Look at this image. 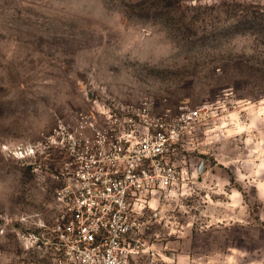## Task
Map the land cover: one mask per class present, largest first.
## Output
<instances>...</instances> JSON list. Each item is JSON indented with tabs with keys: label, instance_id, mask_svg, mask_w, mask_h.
<instances>
[{
	"label": "rangeland",
	"instance_id": "rangeland-1",
	"mask_svg": "<svg viewBox=\"0 0 264 264\" xmlns=\"http://www.w3.org/2000/svg\"><path fill=\"white\" fill-rule=\"evenodd\" d=\"M132 2L133 0H127L125 8L127 9V3ZM135 4V10L143 12L148 18L132 17L127 34L122 35L125 51L136 49L133 59L137 62H145L149 60L151 53V65L176 71L182 61L162 65L159 63L160 59L170 56L174 49L190 54L196 58L195 71L211 77L212 88L208 92V103L217 101L225 103L223 89L215 93L214 98L212 92L217 86L216 77L224 73L223 64L227 62L229 64L227 83L231 85L238 102L236 106L225 103L226 113L234 124L230 127L229 134L244 133L249 124L255 125L264 120V105L254 106L255 101L252 104L247 102L249 87L258 82L261 75L250 73L249 66L264 68V27H262L264 4L256 0H249L246 3H242L241 0H211V2L135 0ZM247 21L255 23L256 28L237 32L227 41H220L218 47L206 41V37L212 33L222 32L236 25H241V29L251 27L244 25ZM113 22L109 21V23ZM13 45L15 58L3 66L4 74L0 76V93H4L6 97L15 99L18 95L17 90L28 93L29 99L39 93V97L46 102L41 105V109L44 110L46 105L61 106L60 100L63 97L60 93L68 89L67 94L71 99L64 102L71 109V117L77 111L83 110L87 102L81 104L79 101V96L83 95L79 91L82 86H87L85 91L96 96H104L106 92L108 96L130 102L144 98L145 83L137 79L131 68H121L119 73V78L128 81V85L105 87L108 82L105 78L117 76L111 71L112 67H120V65L110 58H105L106 45L102 36L43 19L42 13L27 7L25 0H0V54ZM249 53L253 55L250 57ZM221 55L231 59L220 60ZM237 61L240 62L239 66H236ZM192 67L193 65H189V70H192ZM217 68L220 69L219 73L216 72ZM150 83L154 88L148 98L155 101L158 111L162 107L163 100L167 101L174 113L185 109L184 103L188 98L183 93L172 94L181 83L179 78H170L166 81L152 79ZM88 98L90 99L91 95ZM67 114V112H57L62 121ZM218 142L221 143L220 140ZM47 163L48 161L21 165L22 168L30 167L32 171V180L24 185L28 191L19 203L0 201V206L3 207L0 211V229L3 230V237H0V241H3L0 243V264H45L46 262L43 252L27 249L18 233L33 231L36 223L51 224L54 220L52 202L54 183L36 171L39 165L42 168L44 165L48 167ZM20 177L21 174L17 173V178ZM200 195L205 196L207 203L199 208H193L191 214L185 209L191 207L192 198L183 197L171 201V204L162 210V215L167 218V231L182 230V233L184 225L189 221L193 234L198 232L199 220L196 217L206 220L210 225L206 233L207 241H193L189 244L185 241L186 234H182V238H170L169 247L178 250L180 264H225L224 245L228 244L232 237L228 235L227 229L221 233L216 228L221 220H226L225 211L217 209V220H215V211L209 208L208 187L207 193L202 191ZM245 210L253 218L256 227L258 219L256 206L250 205ZM233 243L236 241L233 240ZM243 243L241 239L237 246ZM248 250L253 252L255 248L251 247ZM261 258L264 256L260 253L253 257L256 260Z\"/></svg>",
	"mask_w": 264,
	"mask_h": 264
},
{
	"label": "built area",
	"instance_id": "built-area-1",
	"mask_svg": "<svg viewBox=\"0 0 264 264\" xmlns=\"http://www.w3.org/2000/svg\"><path fill=\"white\" fill-rule=\"evenodd\" d=\"M86 101L70 122L53 131V135L65 134L57 136L65 141L64 150L54 153L59 159L51 157L46 169L40 165L36 169L54 183L53 204L63 199L69 207L62 212L53 208L51 224L36 223L33 231H19L18 236L27 249L43 252L45 264H180L178 250L170 248L168 241L182 238V230L167 231L162 210L183 198L177 192V185L187 183L181 160L188 162L183 168L188 176L195 172L196 181L206 173V162L193 163L190 154H200L193 151L199 137L207 145L214 142L207 132L220 127L218 136L227 137L223 132L231 124L227 105L208 103L201 105L202 111L191 108L174 113L166 100L160 111L151 98L130 102L90 92ZM85 121L87 128L81 127ZM142 133L148 137L143 144L138 142ZM189 136L193 143L185 150L181 143ZM114 156L139 157L141 165L117 171L115 165L105 163ZM89 161H93L90 166ZM69 181L77 186L65 195ZM94 191L103 192L102 202L93 196ZM109 200L107 215L97 212L96 203L104 208ZM77 201L78 207L70 206ZM130 207L137 211L129 215Z\"/></svg>",
	"mask_w": 264,
	"mask_h": 264
},
{
	"label": "clouds",
	"instance_id": "clouds-1",
	"mask_svg": "<svg viewBox=\"0 0 264 264\" xmlns=\"http://www.w3.org/2000/svg\"><path fill=\"white\" fill-rule=\"evenodd\" d=\"M126 2L127 0H25L26 6L34 8L38 13H42L43 19H47L50 22H58L69 28H79L81 31H86L89 34H95L104 38L106 45L104 47L105 58H110L120 65V67L113 66L111 69L117 76L105 78L108 81L105 85L106 88L115 87L116 85L120 87L128 85V81H122L119 78L121 68L133 69L137 79L144 81L145 100L153 93L154 86L150 83L152 79L166 81L170 78H179L181 83L172 94L183 93L184 96L188 98L184 103L185 109L190 110L191 108H196L202 111L201 105L208 104L209 101L208 92L212 88L210 83L211 77L198 74L195 71V57L186 52L174 49L170 56L163 57L159 61L162 65L169 62L176 63L177 61H182L178 70L172 71L167 67L156 68L154 65H151V53H149L148 61L137 62L133 59L135 48L125 51L122 43V35H126L129 30L130 19L132 17L148 18L143 12L135 10V0H133L132 3H127V9L125 8ZM193 2H195V0H193ZM208 2H211V0H208ZM241 2L246 3L249 2V0H241ZM256 2L264 4V0H256ZM128 9H131V11ZM109 21L114 22L109 23ZM244 25H251V27L241 29V25H236L234 28L212 33L206 37V41L212 42L213 46L218 47L220 41H227L235 33L251 31L256 28V24L252 21H247ZM262 27H264V25H262ZM252 55L253 53H249L250 57ZM14 58V45L3 54H0V76L4 74L3 66ZM219 59L227 61L230 60L231 57H224L221 55ZM239 63L240 62L237 61L236 66H239ZM189 65H193L192 70H189ZM223 68L225 69L224 73L216 77L217 86L212 92V96L214 98L215 93L223 89L225 93L224 102L236 106L238 102L232 92L231 85L227 83V70L229 64L225 62ZM219 71L220 69L217 68L216 72L219 73ZM249 72L260 73L261 75L259 81L249 87L247 102L252 104L253 101H255L254 106L264 105V68L249 66ZM95 86L98 87V85ZM85 87L87 86H82L79 90L83 93V95L79 96L81 104L85 103L87 100ZM101 90L104 91V89ZM17 91L18 95L15 99L6 97L4 93H0V201L8 200L13 204L21 202L24 194L28 191L24 185L29 183L33 178L30 167L22 168L20 166L49 161L50 155H53L57 151H63L65 148V141L64 139H57V136H64L65 134L61 132L53 135V131L56 127L63 128L65 123L70 122L71 117V109H69L68 104L64 102L65 100L70 101L71 99L70 95L67 94L69 92L68 89L60 93L63 97V99L60 100L61 106H57L56 104L46 105L44 110L41 109V105L46 102L39 97V93H37L35 97L29 99L27 98L28 93ZM229 97H231V99H228ZM219 103L220 102L217 101V104ZM57 112H67L68 114L65 115L62 121L60 116L57 115ZM192 115L195 116V113ZM147 123L149 122L146 121V124ZM81 127L87 128V121H85V124ZM79 131L80 128H77V132ZM258 131L261 136H264V131ZM147 139V133H142L141 139L138 142L143 144ZM102 141L103 137L100 138L101 143ZM192 143L193 138L189 136L186 140L182 141L181 147L186 150L187 146ZM233 143L237 146L228 149V151L234 156H241L242 150L239 145L245 142L241 140L238 142L234 141ZM225 148L226 142H221L219 146H209L204 140L196 141V147L193 151L210 154L209 160L206 161L208 171L203 174L206 176L205 184L196 183L195 172H193L192 176H188L187 170L183 168V165L188 163L187 161L181 160L179 162L182 166L183 179L186 180L187 183H183L182 181L180 185H177V192L182 197L192 198L191 207L185 209L189 214L192 213L193 208H199L207 203L205 196H201L200 193L202 191L207 193L208 185H211V187L215 189V180L220 177H223L224 183H228L230 177L228 173L220 167L221 164H226ZM212 156L219 157L216 160L215 166L211 163ZM53 159L58 160L59 156L53 155ZM190 160L198 162V157L191 156L190 154ZM88 163L90 166L93 161H89ZM105 163L115 165L117 171H120L121 167H123L125 171H128L132 167L141 165L139 157L135 159H121L119 156H114L112 159L106 160ZM67 167L68 166L65 165V168ZM70 171L71 169H69V172ZM213 171L216 174L214 177L211 176ZM17 173L21 174L19 179L17 178ZM79 174L80 173H77V175ZM73 179H75V177H73ZM132 180L135 181V177H132ZM189 185H191V187H189ZM76 186L77 185L73 184L72 181H69V189H66L64 194L67 195V191ZM233 187V185H229V191H231ZM181 188L183 189L182 191ZM250 189L251 182L244 185L248 204L260 208L259 219L264 221V201L257 203V197ZM116 195L119 196V191H117ZM93 196L97 197L100 202H102L104 198L103 192L99 191H94ZM111 205L112 200H109L108 205L104 208H101L100 203L97 202L96 210L97 212L104 213V216H106ZM70 206L78 207L79 202H73ZM65 207H69V205L65 204L63 199L53 204V208L58 209L60 212H62ZM247 207L248 205H245L246 209ZM2 210L3 207L0 206V211ZM136 211L137 209L130 207L128 214L131 215L132 212ZM95 215L96 214L93 213V216ZM104 216L100 217L102 221L104 220ZM196 219L199 220L198 232L193 234L191 221H189L184 225L183 233H181L186 234L185 241L189 244L193 241H207L206 233L210 225L206 220L200 217H196ZM216 228L219 229L221 233L227 229L228 235L232 237L228 244L224 245L226 248V255L224 256L225 264H264V258L260 260L253 259L258 253L264 254V231H260L254 226V220L247 211L231 213L226 220H221L220 223L216 225ZM0 237H3L2 229H0ZM241 239L244 243L238 247L237 245ZM233 240H235L236 243H233ZM2 242L3 241H0V243ZM251 247H254L255 251L250 252L248 249Z\"/></svg>",
	"mask_w": 264,
	"mask_h": 264
},
{
	"label": "crops",
	"instance_id": "crops-1",
	"mask_svg": "<svg viewBox=\"0 0 264 264\" xmlns=\"http://www.w3.org/2000/svg\"><path fill=\"white\" fill-rule=\"evenodd\" d=\"M233 123L230 124V127H233ZM249 127H246L244 133H236L230 135V127L226 128L223 132L227 137L221 138L218 136L219 128L212 132H207L206 135H210L209 138L213 135V143L209 146L217 145L218 141L226 142V164H221L220 167L223 168L227 173L230 179L228 183H224L223 177L217 178L215 180L216 187L213 189L211 185H208L209 190V208L214 209V219L217 220V209H224L225 219L235 212H245V205H248V200L246 199V192L244 191V185L251 182V191L257 197V203L264 201V136L260 135L258 130L264 131V120L259 123L249 124ZM256 128V129H254ZM200 140H204V137H199ZM243 140L245 143L240 144L242 150L241 156H234L231 152L228 151L230 148H234L237 145L233 143L234 141ZM221 144V143H219ZM197 156L198 159H203L205 162L209 160V155L205 152H199ZM218 156L211 157V163L215 166ZM196 162L192 160V162ZM230 161V162H227ZM193 162V163H194ZM231 169V170H230ZM208 171V168H207ZM206 171V172H207ZM215 172L211 173V176H215ZM198 184L206 183V176L203 175L198 181ZM229 185H233L231 191H229ZM254 206V205H251ZM257 224L256 228L260 231H264V221L259 219L260 208L257 207ZM245 210V211H244ZM264 256V254H263ZM180 260V259H179ZM181 262V260H180Z\"/></svg>",
	"mask_w": 264,
	"mask_h": 264
}]
</instances>
